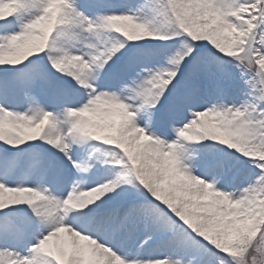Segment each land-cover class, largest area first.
Wrapping results in <instances>:
<instances>
[{
	"label": "snow or ice",
	"instance_id": "snow-or-ice-1",
	"mask_svg": "<svg viewBox=\"0 0 264 264\" xmlns=\"http://www.w3.org/2000/svg\"><path fill=\"white\" fill-rule=\"evenodd\" d=\"M0 144V264H264V0H0Z\"/></svg>",
	"mask_w": 264,
	"mask_h": 264
},
{
	"label": "bare ground",
	"instance_id": "bare-ground-1",
	"mask_svg": "<svg viewBox=\"0 0 264 264\" xmlns=\"http://www.w3.org/2000/svg\"><path fill=\"white\" fill-rule=\"evenodd\" d=\"M83 153H84V159L85 161L87 162H98L97 163V167L89 174H84L82 176V179L79 181V183L85 188V190H87V186L89 184H93L95 185V183L97 181H102L104 180L105 178H100V177H97L96 176V172L98 171V169L101 167V165H103V162L102 161L104 158L100 157L99 155H97L94 150H93V145H87L85 147V149H82L81 150ZM2 153V152H0ZM47 185H45L46 187ZM71 188V185H68L67 187L65 188H62L60 192L57 193V196H60V195H66L67 191L70 190ZM146 254V253H145Z\"/></svg>",
	"mask_w": 264,
	"mask_h": 264
},
{
	"label": "rangeland",
	"instance_id": "rangeland-1",
	"mask_svg": "<svg viewBox=\"0 0 264 264\" xmlns=\"http://www.w3.org/2000/svg\"><path fill=\"white\" fill-rule=\"evenodd\" d=\"M112 3H116V4H136L141 2V0H111ZM135 11V8L133 9ZM151 41H145L144 43H150ZM1 146L7 147L3 144H0ZM27 145L23 146L26 147ZM114 148V146H103L102 144H100L99 142H96L95 146H93V150L94 152L99 155L100 157L104 158L102 161H111L113 159L114 153L112 151H110L109 149ZM8 152V150H6ZM101 168V167H100ZM99 171V169H98ZM97 171V172H98ZM97 172H96V176H97Z\"/></svg>",
	"mask_w": 264,
	"mask_h": 264
}]
</instances>
